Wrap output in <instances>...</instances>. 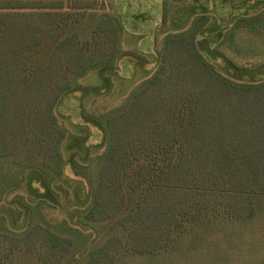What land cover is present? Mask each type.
Wrapping results in <instances>:
<instances>
[{"label":"trees","instance_id":"obj_1","mask_svg":"<svg viewBox=\"0 0 264 264\" xmlns=\"http://www.w3.org/2000/svg\"><path fill=\"white\" fill-rule=\"evenodd\" d=\"M105 4L0 0V163L37 172L27 177L37 191L35 178L47 182L65 170L66 131L56 116L62 96L121 54L120 28ZM261 4L236 17L231 34L263 33ZM210 19L199 15L167 34L156 72L103 116L107 146L85 218L105 235L86 264L167 252L188 224L264 214V77L237 72L235 82L213 68L199 45ZM0 177L1 198L15 178ZM0 243L8 253L0 264H14L8 257L17 251L62 264L74 247L40 220L19 234L0 226Z\"/></svg>","mask_w":264,"mask_h":264},{"label":"rangeland","instance_id":"obj_2","mask_svg":"<svg viewBox=\"0 0 264 264\" xmlns=\"http://www.w3.org/2000/svg\"><path fill=\"white\" fill-rule=\"evenodd\" d=\"M104 1L120 28L121 54L114 64L77 79L56 107L66 131L61 148L63 175L47 182L35 178L37 191L27 180L28 175L38 177L37 172H22L10 162L0 163V175L15 178L0 198V226L19 234L40 220L55 232L72 237L73 251L62 264H86L93 247L103 240L101 225L85 218L107 146L103 116L125 104L156 72L167 34L185 31L197 16L205 14L211 19L199 35V45L213 68L235 82H239L237 72L264 77V32L241 27L231 34L236 17L257 13L264 0ZM32 54L24 57L33 61ZM3 246L0 243V256L6 257ZM8 258L14 264H44L36 255L20 251ZM119 264H264V214L246 223L221 219L205 226L188 224L169 251L130 255Z\"/></svg>","mask_w":264,"mask_h":264}]
</instances>
